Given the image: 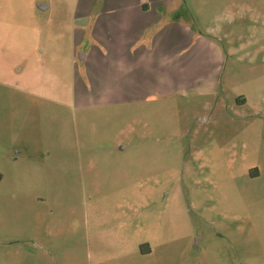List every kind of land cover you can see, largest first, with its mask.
Returning a JSON list of instances; mask_svg holds the SVG:
<instances>
[{
	"label": "rangeland",
	"instance_id": "rangeland-1",
	"mask_svg": "<svg viewBox=\"0 0 264 264\" xmlns=\"http://www.w3.org/2000/svg\"><path fill=\"white\" fill-rule=\"evenodd\" d=\"M141 3L180 27V83L82 94L97 16ZM19 8L21 44L0 37V264H264V0Z\"/></svg>",
	"mask_w": 264,
	"mask_h": 264
},
{
	"label": "crops",
	"instance_id": "crops-1",
	"mask_svg": "<svg viewBox=\"0 0 264 264\" xmlns=\"http://www.w3.org/2000/svg\"><path fill=\"white\" fill-rule=\"evenodd\" d=\"M165 3L160 6H164ZM19 5L20 0H0V37L1 41L7 42L4 43L5 45L17 44L19 46L21 44L19 38L22 21ZM47 9L48 7L41 10ZM151 11L152 8L147 3H141L131 8L114 13H101L97 16L90 30L93 40L91 46L97 54L89 53L80 58L84 74L81 81L82 89H80L82 94L88 95L93 92L94 96H101L104 93L116 96L121 93L129 97L130 94L143 96L149 93L173 92L165 89L176 86L175 83H180L175 81L172 73L176 57L174 47L180 41L178 32L180 27L173 19L174 17H169L164 21L161 20L164 16L163 12L155 15L150 14ZM110 16L126 24L125 27H118L120 30L114 31L115 36L112 38L116 44L106 42V38L112 36L107 28V18ZM31 17L34 20L37 18L36 15ZM29 22L32 23V20L29 19ZM159 22L161 25H158ZM136 23L137 28H135ZM153 30H155L153 38L151 40L145 38V45L133 51L132 41L140 38L143 40L142 36ZM135 32L139 34V37L136 38ZM91 58L94 59V63H91ZM165 68L170 70L168 77L163 74ZM129 78H134L135 86L131 90L126 87L125 91H121L118 84L122 81L126 84ZM153 80L156 81L153 82Z\"/></svg>",
	"mask_w": 264,
	"mask_h": 264
},
{
	"label": "water",
	"instance_id": "water-1",
	"mask_svg": "<svg viewBox=\"0 0 264 264\" xmlns=\"http://www.w3.org/2000/svg\"><path fill=\"white\" fill-rule=\"evenodd\" d=\"M39 7H40L41 9H46V8H47V6H45V5H39Z\"/></svg>",
	"mask_w": 264,
	"mask_h": 264
},
{
	"label": "trees",
	"instance_id": "trees-1",
	"mask_svg": "<svg viewBox=\"0 0 264 264\" xmlns=\"http://www.w3.org/2000/svg\"><path fill=\"white\" fill-rule=\"evenodd\" d=\"M2 179H3V175H2V173L0 172V183H1Z\"/></svg>",
	"mask_w": 264,
	"mask_h": 264
}]
</instances>
